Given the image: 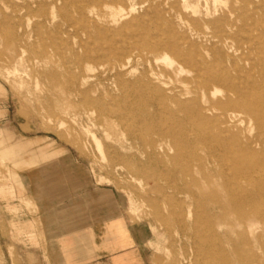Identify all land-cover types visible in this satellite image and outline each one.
Instances as JSON below:
<instances>
[{"label":"rangeland","instance_id":"1","mask_svg":"<svg viewBox=\"0 0 264 264\" xmlns=\"http://www.w3.org/2000/svg\"><path fill=\"white\" fill-rule=\"evenodd\" d=\"M79 1L56 6L45 0L33 12L22 0H0L6 41L0 44V264H62L49 229L61 222L65 233L71 213L89 210L73 199L94 189L114 194L149 264H166L173 253L186 251L169 244L157 252L153 245L167 231L152 214L153 205H175L164 198L175 192L176 166L169 158L157 165L155 151L164 146L170 158L174 147L192 152L184 161L196 194L192 209L204 230H211L215 222L209 223L208 214L229 202L218 171L231 172L220 160L211 161L210 152L221 153L208 138L214 123L198 122V108L226 90L207 92L206 79L198 77L206 71H197L195 63L207 59L219 69L229 66L244 84L258 82L250 90L262 99L264 0H85L88 22ZM119 10L130 14L114 22L112 13ZM230 10L235 13L229 21ZM27 24L38 25L30 37L23 35ZM237 114L242 122L235 133L264 141L250 110ZM237 149L231 144L226 151ZM260 182L258 175L242 178L240 190ZM259 204L244 212L226 208L224 219L231 238L248 242L245 255L252 248L264 257L255 239L259 232L264 239V225L254 229L250 216L264 211V202ZM125 227L121 218L107 222L101 245L111 252L131 246ZM169 228L178 232L173 223ZM86 229L81 261L99 248L94 231ZM114 261L120 264L117 256Z\"/></svg>","mask_w":264,"mask_h":264},{"label":"bare ground","instance_id":"2","mask_svg":"<svg viewBox=\"0 0 264 264\" xmlns=\"http://www.w3.org/2000/svg\"><path fill=\"white\" fill-rule=\"evenodd\" d=\"M22 1L23 5L33 12L35 7L41 11V8L45 3V0ZM213 1L219 2L222 0ZM59 2L67 5L68 0H51V3L56 6ZM79 5L82 13V20L88 22L86 16L88 3H86L85 0H81L79 1ZM234 13V10L229 11V14L227 15L229 21L234 16ZM129 14L130 11L122 12L119 10L112 13V20L116 22L120 18ZM37 27V24H27L23 26V35L30 37L32 32L37 30ZM95 27H97L96 23ZM99 29H101V27ZM227 36H229V34ZM219 38L221 41L223 40V37ZM0 44H6L2 35L1 22ZM233 63L235 66L234 69L237 72V61L234 60ZM195 66L199 72L200 70L206 71L204 77H202L200 73L198 74V77L206 79L204 81V88L207 92L215 94L220 87L226 90L222 98L216 100L211 99L208 107L198 108L199 113H201L198 122L202 124L214 123L208 138L211 140L212 147L220 148L221 153L210 152L209 157L213 162L220 160L231 172L229 173L225 170L218 171V176L224 179V186L228 189L229 202L226 205L219 204L217 206L218 208L215 207V209H220L219 212L212 209V213L208 214L207 219L209 223L215 222V224H210V227L212 228L206 232L201 226L198 212L192 209L196 194L193 188L188 185L190 181L186 178H191V176L190 173H188V167L184 165V161L186 158L192 157V152L179 150L174 147L175 156L170 158L169 149L161 146L159 151H155L156 158L153 162L157 165H165L169 159L175 162L176 166L173 169L175 192L173 195H168L164 198L166 202H171L175 205L165 209H162L156 204L153 205L152 214L157 221L167 229V231L155 243H153V245L157 252L163 247L165 249L168 248L169 244L178 246L181 250L186 251L182 254L177 252L173 253L171 258L167 260L166 264H264V257L260 256L252 248L250 249L251 254L245 255L248 242L246 243L244 239L236 240L231 238L227 223L224 219V209L226 208L238 209L244 212L246 207L252 206L256 208L255 210H258L259 208L257 207L260 206L259 203L264 202V177L261 175V169L263 168L262 164L264 163V141L251 136L246 140H243L237 133H235L236 129H239V125L242 122L238 120L237 113L246 109L250 110L252 119L255 121L258 129L264 131V97L262 96V99H255L250 88H256L258 82L248 80L252 82L244 84L238 78L240 75L237 77L238 79H235L234 74L230 68H228L229 66L225 69H219L215 64L209 63L207 59H204L201 63L196 62ZM213 109H220L221 113L215 116H208L209 114L207 115V111ZM231 144L237 145L238 149L236 151H226ZM145 147H147V145H145ZM161 149L164 150L163 153ZM256 175L260 176L261 182L258 185H255L253 190L241 191L240 188L242 186L240 185V180L242 178L250 180ZM238 190H240V192H237ZM181 198L182 200L180 201ZM212 201L215 203L214 199ZM255 210L251 212L250 216L253 225L257 227L254 229L257 230L258 227L262 226L261 224L264 225V211ZM170 223L177 225V233H174V230L169 228ZM78 224L79 223L77 222L69 223L66 220L65 233L72 232L77 226H79ZM112 227L115 228V234L117 238L120 239V228H118L115 223L112 224ZM220 228L223 230H220ZM206 233H212V235H209L208 237ZM255 239L259 247L264 246V239L261 232L255 235ZM81 245V243L78 245L79 250L80 247H82L81 249L84 247V244Z\"/></svg>","mask_w":264,"mask_h":264},{"label":"crops","instance_id":"3","mask_svg":"<svg viewBox=\"0 0 264 264\" xmlns=\"http://www.w3.org/2000/svg\"><path fill=\"white\" fill-rule=\"evenodd\" d=\"M114 201V194L110 190L94 189L89 196H79L78 199H73L72 202L73 205L87 204L86 206L89 208L87 212H81L82 210L79 209L77 213H71L67 219L69 223L83 222V224L85 220L86 224H84L82 229H74L72 232L62 233L61 229L58 228L61 222L51 225L49 237L59 253V259L62 264H115V256H117L120 264H149L147 254L136 237L132 226L122 210L117 208ZM119 218L124 221L125 228L129 232L133 244L111 252L110 249L101 244L106 240L107 222ZM84 227L85 229H83ZM87 227L94 231V242L99 245V248L96 249L94 256L81 261L78 245L81 243L82 234L87 231Z\"/></svg>","mask_w":264,"mask_h":264}]
</instances>
